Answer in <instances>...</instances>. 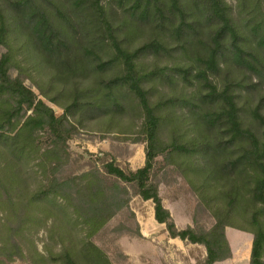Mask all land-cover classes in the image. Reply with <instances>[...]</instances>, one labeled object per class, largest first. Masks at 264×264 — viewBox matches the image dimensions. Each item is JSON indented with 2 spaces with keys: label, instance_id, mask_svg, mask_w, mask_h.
I'll return each instance as SVG.
<instances>
[{
  "label": "rangeland",
  "instance_id": "1",
  "mask_svg": "<svg viewBox=\"0 0 264 264\" xmlns=\"http://www.w3.org/2000/svg\"><path fill=\"white\" fill-rule=\"evenodd\" d=\"M18 1L0 0V10L10 29L6 42L0 45V58L9 54L10 74L20 77L39 99L54 110L57 117L67 114L69 130L65 148L68 154L56 170L54 154L57 145L54 137L48 129L35 133L38 149L24 168L30 188L36 190L47 186L53 178L66 180L98 169L110 193L126 191L122 198L128 200L129 205L100 232L91 234V227L84 225L83 220L74 214L70 201L60 202L66 209L61 215L54 214L52 205L48 203L45 211L34 208L27 212L18 197L13 203L6 204L1 190L0 264H60L57 259L63 256L65 250L79 264H90L83 249L84 244L91 242L107 253L114 264H124L120 242L127 235H130V240L141 238L136 233L139 232L137 217L147 219L154 203L138 196L133 185L108 175L104 164L114 161L127 173L144 167L147 145L143 134V109L128 87H109L110 80L121 75L124 66L115 61V42L107 33L105 24L99 25V28L92 25L85 15H81L82 11L78 12L76 0H34L61 32L57 41L61 44V53L52 55L31 33L34 24L29 20H18ZM98 1L105 9L113 34L124 49L134 51L157 38L167 43L166 49L160 53L149 52L137 59L141 74L156 68L166 70L162 71L164 75L146 80L143 85L149 92L150 102L154 106L160 105V108L162 105V143L169 145L173 139L191 140L203 135L224 139L225 134L221 130L210 129L208 133L207 129L196 126L198 122L193 112H198V109L185 101L177 100L175 106L168 104L169 99L198 98L201 83L193 78L191 82L182 80L174 69L196 66L200 52L210 46L215 26L206 21L197 26L190 33L193 42L190 45L185 43V39L173 38L168 27H161L159 21L151 24V21L145 20L141 11L134 15L130 10V0ZM224 1L231 17L250 40L246 43L247 48L257 49L249 28H246L249 23L253 24L250 22L253 17L249 14L250 10L243 8L240 0ZM261 10L264 11V0ZM107 62L111 64L102 69L101 64ZM220 67V73L211 76V79L220 88L229 82L236 83L233 90L241 108L242 120L246 126L262 132L253 112L259 109L264 115V77H257L233 63L222 62ZM91 103H95L94 109L89 106ZM31 113L29 111L27 116ZM196 127L202 129L200 134ZM239 154L231 152L208 159L207 165L211 169L205 170L202 156L165 149L156 156L151 171L152 183L158 186L163 205L174 215L178 229L191 227L199 234L208 232L216 225V214L235 226H227L225 233L231 250L234 248L237 253L236 258L246 254L249 248L247 241L253 240L251 233L237 228L253 230L254 218L264 223V209L253 199L252 188L245 187L243 175L237 177L228 167ZM216 168L223 171L214 175L209 173ZM140 243L143 244L142 241ZM151 243L180 248L175 252L182 262L185 259L188 261L190 255L196 264H204L206 260L204 245L189 242L171 245L162 236ZM262 256L264 260V250ZM233 262L250 264V258Z\"/></svg>",
  "mask_w": 264,
  "mask_h": 264
},
{
  "label": "trees",
  "instance_id": "2",
  "mask_svg": "<svg viewBox=\"0 0 264 264\" xmlns=\"http://www.w3.org/2000/svg\"><path fill=\"white\" fill-rule=\"evenodd\" d=\"M263 0H240L243 8L248 9L253 15L246 28L251 32L255 41V49H248L249 39L231 17L229 7L224 0H130V10L134 15L141 11L143 18L153 24L160 22V26L168 27V32L173 38L185 39L190 45L191 32L197 26L209 23L215 26L210 36V46L204 48L196 60V66L188 68L179 67L174 71L182 76V80H197L201 83L198 98L169 99L168 104L185 101L198 112H193L198 124L196 126L207 129L221 130L225 138L211 139L203 135L191 140L173 139L169 145L160 140L163 123L161 114L162 105L154 106L149 99V92L144 88V82L155 76L164 75L166 70L159 68L141 74L137 59L142 54L149 52L160 53L165 50L166 42L159 38L153 39L141 48L134 51L124 49L113 34L112 27L107 20L106 12L98 0H76L78 12L85 15L92 25L105 24L106 31L114 40L116 60L123 64V72L110 80L109 87L119 89L128 87L137 97L143 109L145 121L143 125L144 142L146 143V161L142 168L136 171L125 172L114 161L104 164L106 173L118 180L131 184L137 188V195L144 201L154 203L155 219L164 224L168 235L173 239L183 242L200 244L206 247L207 257L204 264H215L232 257V250L228 242L225 228L235 227L216 214L217 222L212 230L197 233L193 228L178 229L168 209L163 205L157 185L152 183L151 171L154 160L165 149H172L176 153L202 156L205 170L211 169L207 161L225 153L239 152V156L228 164L237 177L243 175L245 187H251L253 199L261 204L264 209V115L259 109L253 115L259 127L263 130L257 132L252 127L246 126L241 117V108L237 103V95L233 87L236 83L229 82L220 88L211 76L221 71V64H236L241 69L247 70L257 77H264V11L261 10ZM17 17L22 22L29 20L34 24L31 33L36 41L45 45L52 55L61 53V32L34 3V0H19L17 4ZM255 12V14H254ZM80 16V15H79ZM159 18V19H158ZM206 19V20H205ZM17 20V18H15ZM167 23V25H165ZM159 26V29H162ZM190 29V30H188ZM10 29L5 16L0 10V45L8 38ZM251 40V41H252ZM187 50V47H185ZM97 60H100L97 57ZM11 57L5 54L0 58V191L7 203H13L15 197L20 198L24 209H42L48 204L52 205V212L61 215L66 209L60 202L70 201L74 214L83 220V224L91 227V234L100 232L122 209L128 207L129 201L122 198L126 191L110 193L104 185L100 171L94 169L81 176L63 180L53 178L47 186L38 189L30 188L28 174L25 167L38 149L35 133L38 130L48 129L55 139L56 154L54 166L60 168L67 155L66 143L69 136L67 128V114L57 117L54 110L28 88L20 77L10 74ZM111 62L102 63L104 69ZM164 71V72H162ZM203 91V92H202ZM94 109L95 103L89 104ZM98 107V106H96ZM206 109V110H203ZM203 110V111H202ZM32 111L27 116L28 112ZM202 111V112H201ZM25 119L24 123H22ZM196 127L199 134L202 129ZM227 137V140H226ZM227 167V168H228ZM223 170L216 168L209 173L219 174ZM54 172L53 174H55ZM236 184V181H235ZM233 189H235L233 187ZM48 203V204H47ZM45 204V205H42ZM28 212V211H27ZM24 224V223H23ZM253 235V244L250 264H264V223L254 218V229L237 228ZM140 237L139 232H136ZM84 256L90 264H114L109 255L94 243L84 244ZM60 264H79L72 254L65 250L62 257L57 259Z\"/></svg>",
  "mask_w": 264,
  "mask_h": 264
},
{
  "label": "crops",
  "instance_id": "3",
  "mask_svg": "<svg viewBox=\"0 0 264 264\" xmlns=\"http://www.w3.org/2000/svg\"><path fill=\"white\" fill-rule=\"evenodd\" d=\"M171 215L174 219V215L172 213ZM137 221L141 238L135 237L130 240V235H127L120 242V250L124 255V264H196L191 255L189 256L188 261L185 259V261L182 262L179 254L175 252L176 250H180V248H176L174 246L172 247L170 245L168 247L160 245L157 246L151 243L157 241V238L161 236L164 240H166V242L171 243V245L174 243V245L177 246L179 245L178 243H183V241L178 238H171L168 235L166 226L156 221L154 206L152 207L150 216L147 219L137 217ZM140 241H142V245H139L141 244ZM247 242H249V248L246 254H240V257L236 258L237 253L233 248L232 258L216 262L215 264H233V261L239 262L247 260L248 258L251 259L253 240Z\"/></svg>",
  "mask_w": 264,
  "mask_h": 264
}]
</instances>
